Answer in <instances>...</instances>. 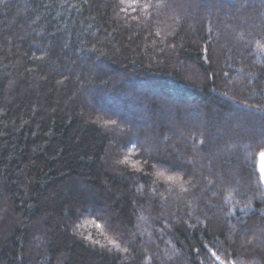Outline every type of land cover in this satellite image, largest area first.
Masks as SVG:
<instances>
[{
	"label": "trees",
	"instance_id": "1",
	"mask_svg": "<svg viewBox=\"0 0 264 264\" xmlns=\"http://www.w3.org/2000/svg\"><path fill=\"white\" fill-rule=\"evenodd\" d=\"M262 152L264 0H0V264H264Z\"/></svg>",
	"mask_w": 264,
	"mask_h": 264
},
{
	"label": "snow or ice",
	"instance_id": "2",
	"mask_svg": "<svg viewBox=\"0 0 264 264\" xmlns=\"http://www.w3.org/2000/svg\"><path fill=\"white\" fill-rule=\"evenodd\" d=\"M145 7H148V5H145ZM126 11V9H125ZM204 141H201V144H204ZM135 147V145H134ZM261 157L264 158V152L261 153ZM260 173H261V179H264V163L261 164V168H260ZM170 180L175 179V177H169ZM114 243V242H113ZM250 243V241H249ZM213 256L215 257L216 260H220L221 258L219 256H217L215 253H213ZM221 264H227V261H222Z\"/></svg>",
	"mask_w": 264,
	"mask_h": 264
},
{
	"label": "rangeland",
	"instance_id": "3",
	"mask_svg": "<svg viewBox=\"0 0 264 264\" xmlns=\"http://www.w3.org/2000/svg\"><path fill=\"white\" fill-rule=\"evenodd\" d=\"M262 163H264V158H262L261 156H260V162H259V167L261 168V164ZM263 181H264V179H263Z\"/></svg>",
	"mask_w": 264,
	"mask_h": 264
}]
</instances>
